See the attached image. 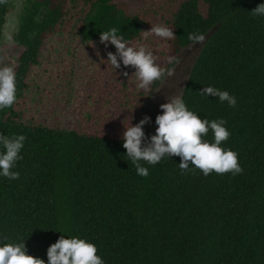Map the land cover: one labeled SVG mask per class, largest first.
Returning a JSON list of instances; mask_svg holds the SVG:
<instances>
[{
	"label": "trees",
	"instance_id": "1",
	"mask_svg": "<svg viewBox=\"0 0 264 264\" xmlns=\"http://www.w3.org/2000/svg\"><path fill=\"white\" fill-rule=\"evenodd\" d=\"M262 3L181 0L168 20L177 60L193 46L189 33L207 37L180 98L202 119L227 121L221 146L237 152L243 172L205 176L190 162L193 171L182 174L181 158L165 156L156 165L142 161L143 177L126 156L123 134L27 122L16 105L48 37L71 25L91 43L117 28L130 43L141 39L145 18L125 0H25L14 34L23 48L16 102L0 109V134L26 140L12 169L19 179L0 175V245L25 241L45 264L61 235L95 244L104 264H264V16L252 14ZM11 6L0 4V47ZM209 85L235 96L236 106L202 96ZM203 139L214 142L210 128Z\"/></svg>",
	"mask_w": 264,
	"mask_h": 264
},
{
	"label": "rangeland",
	"instance_id": "2",
	"mask_svg": "<svg viewBox=\"0 0 264 264\" xmlns=\"http://www.w3.org/2000/svg\"><path fill=\"white\" fill-rule=\"evenodd\" d=\"M25 0H12L6 16L0 47V66L15 69L22 47L14 42ZM129 10L140 13L146 20L143 31L152 25L171 28L168 20L181 0H125ZM169 41L150 35L133 45H144L157 57L156 63L164 68H174V75H165L155 88L154 81L147 90L137 87L135 69L123 66L114 69L107 61L109 51L115 53L110 42L107 47L100 40L84 42L71 30L57 32L46 40L39 63L29 74V87L16 109L23 110L24 120L49 127L78 129L83 132L119 137L125 127L137 124L145 115L151 120L143 126L146 137L155 134V118L162 114L160 105L167 97H181L191 68L203 44L190 47L178 60L169 64L172 56ZM128 72V77L122 73Z\"/></svg>",
	"mask_w": 264,
	"mask_h": 264
},
{
	"label": "clouds",
	"instance_id": "3",
	"mask_svg": "<svg viewBox=\"0 0 264 264\" xmlns=\"http://www.w3.org/2000/svg\"><path fill=\"white\" fill-rule=\"evenodd\" d=\"M6 0H0V4ZM253 16H264V3L252 10ZM117 28L100 33V42L107 47L110 42L115 46L116 52L107 53V61L114 69L121 67V61L126 68L131 66L140 89L147 90L156 80L165 75H174V68H164L156 63L157 57L153 51L144 45H133L126 42ZM172 40L175 34L172 28L162 24L152 25L150 30L143 31V38L150 35ZM206 36L200 32L188 34L192 45L203 44ZM169 64L178 63L176 57L167 58ZM128 77V72L122 73ZM202 96L218 97L220 102H227L229 107L236 106V97L228 91L220 90L214 86H205L200 90ZM168 102L160 105L162 114L155 118L157 125L155 134L146 137L143 126L151 118L145 115L137 124L125 127L123 132V147L126 156L135 165L137 174L147 177L149 172L141 162L156 165L165 157L179 156V168L182 174L190 171L189 165L199 169L205 176L215 171L217 174L231 172L233 175L241 174L243 168L238 162V154L232 149H224L221 144L226 141L230 133L225 127L227 121L223 118L209 121L202 119L198 114L189 110L179 96L167 97ZM16 102V73L13 66H0V109L10 108ZM209 128L213 131L214 142L203 139ZM26 136L23 134L7 136L0 134V175L9 180L19 179L20 173L13 171L16 162L23 157L20 155L24 147ZM7 237H5V240ZM48 264H104L103 259L97 255L95 244L75 236L65 238L61 235L57 241L47 249ZM0 264H45L41 258L30 255L26 251L25 241L20 243H3L0 245Z\"/></svg>",
	"mask_w": 264,
	"mask_h": 264
}]
</instances>
